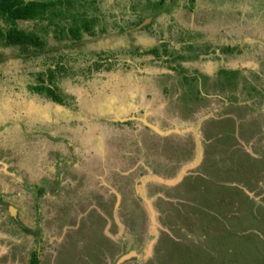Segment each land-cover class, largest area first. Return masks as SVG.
Masks as SVG:
<instances>
[{"label":"rangeland","instance_id":"obj_1","mask_svg":"<svg viewBox=\"0 0 264 264\" xmlns=\"http://www.w3.org/2000/svg\"><path fill=\"white\" fill-rule=\"evenodd\" d=\"M81 1L84 42H0V264H264V0Z\"/></svg>","mask_w":264,"mask_h":264},{"label":"trees","instance_id":"obj_2","mask_svg":"<svg viewBox=\"0 0 264 264\" xmlns=\"http://www.w3.org/2000/svg\"><path fill=\"white\" fill-rule=\"evenodd\" d=\"M75 1L76 0H0V42L4 43L6 46L19 47L21 50L26 51V53H30L31 50H34L36 53H41L47 42L43 34L47 33L49 26H53V31L58 39L66 38L68 31H70L73 36L80 37V31L77 26H75L76 23L73 25L71 24L76 21L78 17L70 15V7H72ZM159 4L160 3H157L156 6H161ZM152 6L153 10L156 11L157 7L154 5ZM190 6H194V0H190ZM56 17H59L58 21ZM69 17L72 18L69 19ZM45 19L48 20V26H44L42 32H38L42 26L39 29L33 28L28 30L18 23L19 20H33L38 24L40 20L42 21ZM62 21H65L67 24H64ZM90 24L88 29L92 26V23ZM67 25L71 27H67ZM151 51L153 52V50ZM155 53H157V50H155ZM56 69L63 71L66 70L67 67L59 62L56 63ZM56 69L52 66H48L45 71L34 72L33 75L38 77V83L31 86V88L34 91L51 97L57 102H62L63 97L55 87ZM221 72L227 78V86H237V83L234 84L230 81V79L236 77L237 71L223 69ZM46 77L48 81L45 79ZM247 87L248 86L245 85L246 89ZM232 97L235 98L236 96L233 95ZM30 264H39L38 251H32Z\"/></svg>","mask_w":264,"mask_h":264},{"label":"flooded vegetation","instance_id":"obj_3","mask_svg":"<svg viewBox=\"0 0 264 264\" xmlns=\"http://www.w3.org/2000/svg\"><path fill=\"white\" fill-rule=\"evenodd\" d=\"M79 2L80 3H82V1L81 0H79ZM75 17H77V16H75ZM70 18H72V17H69V19ZM77 20L76 21H74V22H72L71 24L73 25V24H75L76 23V25L75 26H77V28H78V30L80 31V37H75V36H73V34H71L70 33V31H68V33H67V37L68 38H72V43H75V42H77V41H80V42H84V40L87 38V37H90L91 36V33L93 34V32H92V27H93V19L94 18H91V17H89L88 16V12L87 11H85V12H79V15H78V17L76 18ZM89 20V21H88ZM64 24H67V23H65V22H63ZM90 23H92V26L88 29V26H89V24ZM71 24H69V25H71ZM69 25H67V27H71V26H69ZM91 25V24H90ZM139 25H141V24H139ZM64 39V38H63ZM152 50H154V52H155V50H156V48H154V49H152ZM103 60H106V59H103ZM102 59H99V58H97L96 60H95V62H96V67H98V68H100L99 66H100V64H101V62L103 61ZM59 62L61 63V64H64V63H62L60 60H59ZM59 62H57V63H59ZM65 66H66V64H64ZM54 67H56V64H55V66ZM53 67V68H54ZM56 69V68H55ZM221 69V70H220ZM223 69H228V68H222V67H220L219 68V70H218V73H220V75H222V76H224V81H221V83H222V85H226V83H227V78H226V76L224 75V74H222V70ZM67 70V69H66ZM66 70H63V71H59V70H57V72H56V76H57V73L58 72H61V73H63V72H65ZM232 71H234V70H232ZM235 71H237V70H235ZM238 72V71H237ZM217 73V74H218ZM56 76H55V80H56ZM190 76H196V78L195 79H197V74L196 75H192V73H191V75H188V73L186 74V77L187 78H193V77H190ZM183 78H185V77H183ZM207 78V77H206ZM35 81L34 82H32V84L29 86L30 88H31V86H33V85H36L37 83H38V77L35 75ZM46 80H47V77L45 78ZM186 79V78H185ZM202 79H203V77H202ZM226 79V80H225ZM48 81V80H47ZM183 84H184V82L183 81H181ZM234 84H235V82H233ZM206 84V83H205ZM186 85L188 86V85H190V83H186ZM219 85H221V84H219ZM55 87L58 89V92L59 93H61L60 91H59V88L55 85ZM186 86L184 85L183 87H182V89L183 88H185ZM248 95L250 96L253 92H257L258 91V89H256L255 87H254V85H249L248 86ZM203 93V91H202V88H200L199 86H195V87H192V88H190V92H188V94L189 95H191V94H199V93ZM61 95H62V93H61ZM233 96V95H232ZM63 97V96H62ZM52 99V98H51ZM63 99H64V97H63ZM55 101V100H54ZM129 121H131L130 122V124H132V123H137V122H140L145 128H153V129H155L154 128V124H151V123H148V122H145L144 120H142V119H139V120H135L134 121V119H132V120H129ZM71 122H74L75 123V121H71Z\"/></svg>","mask_w":264,"mask_h":264},{"label":"water","instance_id":"obj_4","mask_svg":"<svg viewBox=\"0 0 264 264\" xmlns=\"http://www.w3.org/2000/svg\"><path fill=\"white\" fill-rule=\"evenodd\" d=\"M142 24H143V23H142ZM140 27H141V25H140ZM11 211H12L13 213H15V211H14V208H13V207L11 208Z\"/></svg>","mask_w":264,"mask_h":264},{"label":"clouds","instance_id":"obj_5","mask_svg":"<svg viewBox=\"0 0 264 264\" xmlns=\"http://www.w3.org/2000/svg\"><path fill=\"white\" fill-rule=\"evenodd\" d=\"M19 21H21V20H19ZM18 23H20V22H18Z\"/></svg>","mask_w":264,"mask_h":264},{"label":"bare ground","instance_id":"obj_6","mask_svg":"<svg viewBox=\"0 0 264 264\" xmlns=\"http://www.w3.org/2000/svg\"><path fill=\"white\" fill-rule=\"evenodd\" d=\"M133 253V252H132Z\"/></svg>","mask_w":264,"mask_h":264}]
</instances>
